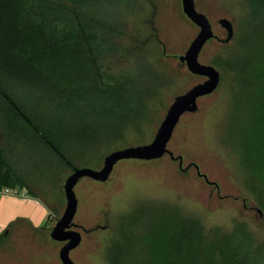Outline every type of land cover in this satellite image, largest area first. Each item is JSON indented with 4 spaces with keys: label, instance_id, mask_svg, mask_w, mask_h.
<instances>
[{
    "label": "rangeland",
    "instance_id": "1",
    "mask_svg": "<svg viewBox=\"0 0 264 264\" xmlns=\"http://www.w3.org/2000/svg\"><path fill=\"white\" fill-rule=\"evenodd\" d=\"M194 4L217 36L204 45L198 60L215 67L220 81L215 91L198 98L195 112L180 118L167 147L174 156L182 157L183 168L196 164L212 183L198 176L192 165L181 170L179 162L168 154L149 161L121 160L104 182L80 179L74 187L77 210L71 228L80 233L81 240L69 253L74 264H114L111 250L124 235L136 232L133 221L137 211L140 216V208L154 205L197 220L207 233L239 230L255 247L264 248V210L248 187L234 147L233 121L241 111L237 102L240 94L236 75L228 68L242 53L240 40L248 26V1L194 0ZM104 11L88 15L105 18L121 31L114 35L116 51L104 63L106 72L116 76L108 92L119 105L116 109L110 105L102 115L84 117L100 141L88 148L77 144L72 153L73 167L95 170L115 150L150 143L173 99L205 80L191 74L178 60L198 33L183 13L181 0H114ZM221 18L233 25L234 35L228 43L222 41L226 31L218 23ZM70 31L62 27L63 33ZM93 45L98 46L95 41ZM62 48L58 57L62 63L50 84L68 82L77 88L87 82L95 86V81L89 82L95 76L91 75L94 68L86 63L88 54L72 46ZM9 86L18 102L33 110L38 92ZM9 154L46 214L38 228L21 223L10 227L8 237L0 243V264H62L59 251L64 242L54 241L50 232L65 209L63 185L72 167L64 166L47 151L42 162L35 153L24 157L22 151L12 150ZM141 217L145 215L141 213Z\"/></svg>",
    "mask_w": 264,
    "mask_h": 264
},
{
    "label": "trees",
    "instance_id": "2",
    "mask_svg": "<svg viewBox=\"0 0 264 264\" xmlns=\"http://www.w3.org/2000/svg\"><path fill=\"white\" fill-rule=\"evenodd\" d=\"M247 1L249 19L240 40L242 53L228 64L240 94L241 111L233 121L234 147L248 187L264 210V0ZM112 3L0 0V191L20 188L35 197L17 162L13 163L12 150L22 151L24 157L38 154L41 162L47 158L46 151L51 152L73 169V147L88 148L100 141L84 117L102 115L110 105L114 109L119 105L108 92L116 76L106 72L104 63L116 51L114 35L121 31L105 18L88 14L105 12L104 6ZM62 27L71 31L63 33ZM62 46L88 54L86 63L94 68L91 75L95 76L89 82L95 81V86L50 84L62 63L58 58ZM9 84L38 92L33 110L18 102ZM137 213L136 232L124 235L111 250L114 264H264V248L255 247L239 230L207 233L197 220L167 206L142 207L140 216ZM4 237L0 235V243Z\"/></svg>",
    "mask_w": 264,
    "mask_h": 264
},
{
    "label": "water",
    "instance_id": "3",
    "mask_svg": "<svg viewBox=\"0 0 264 264\" xmlns=\"http://www.w3.org/2000/svg\"><path fill=\"white\" fill-rule=\"evenodd\" d=\"M181 5L185 16L197 26L198 33L189 44L184 55H180L178 60L186 66L191 74L204 77L205 80L173 99L150 143L130 146L109 153L104 157L103 166L99 170L89 167H74L72 169L63 185L66 201L65 209L50 232V237L54 241L64 242L59 251V258L62 264H74L69 257V253L81 240L80 233L71 229L74 226L73 218L77 210V198L74 187L80 179L89 178L94 181L104 182L109 178L116 163L121 160L137 159L149 161L159 159L168 154L172 160L179 162L181 170H186L192 165L196 168L198 176L203 177L208 184L212 183L207 179L206 175L200 173L196 164H189L183 168L182 157L174 156L167 147L180 118L186 113L195 112L198 98L215 91L220 81V73L215 67L202 64L198 60L199 53L204 45L208 41L217 38L208 18L196 10L194 0H181ZM218 23L226 31V38L222 41L228 43L234 35L233 25L226 18L219 19Z\"/></svg>",
    "mask_w": 264,
    "mask_h": 264
},
{
    "label": "crops",
    "instance_id": "4",
    "mask_svg": "<svg viewBox=\"0 0 264 264\" xmlns=\"http://www.w3.org/2000/svg\"><path fill=\"white\" fill-rule=\"evenodd\" d=\"M24 189L0 191V235H9L10 227L20 225L32 228L39 227V221L46 214L45 206L35 197L25 193Z\"/></svg>",
    "mask_w": 264,
    "mask_h": 264
},
{
    "label": "built area",
    "instance_id": "5",
    "mask_svg": "<svg viewBox=\"0 0 264 264\" xmlns=\"http://www.w3.org/2000/svg\"><path fill=\"white\" fill-rule=\"evenodd\" d=\"M22 195H25V193H24V192H22Z\"/></svg>",
    "mask_w": 264,
    "mask_h": 264
},
{
    "label": "flooded vegetation",
    "instance_id": "6",
    "mask_svg": "<svg viewBox=\"0 0 264 264\" xmlns=\"http://www.w3.org/2000/svg\"><path fill=\"white\" fill-rule=\"evenodd\" d=\"M72 227H74V226H72ZM72 229V228H71ZM73 230V229H72ZM75 231V230H74Z\"/></svg>",
    "mask_w": 264,
    "mask_h": 264
}]
</instances>
